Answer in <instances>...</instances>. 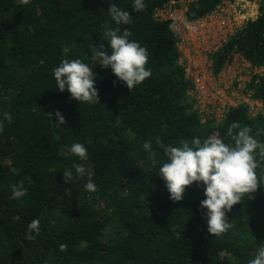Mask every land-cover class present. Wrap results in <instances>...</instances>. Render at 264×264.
I'll use <instances>...</instances> for the list:
<instances>
[{
	"label": "trees",
	"instance_id": "trees-1",
	"mask_svg": "<svg viewBox=\"0 0 264 264\" xmlns=\"http://www.w3.org/2000/svg\"><path fill=\"white\" fill-rule=\"evenodd\" d=\"M168 1L145 0L146 9L135 12L133 0H0V120L12 116L0 133V264H248L264 246V161L256 169L260 187L226 213L233 227L215 237L200 203L205 186L193 183L181 201L171 200L159 176L168 160L155 142L179 146L215 134L231 144L233 122L253 135L264 129V0L257 17L210 56L213 75L233 54L261 70L246 85L261 109L251 115L245 104L232 107L216 124L193 110L170 21L153 17ZM224 1L189 0L184 20ZM110 3L130 12L121 32L129 28V39L149 53L152 76L131 91L98 62L96 46L103 42L110 53L104 33L118 27ZM65 59L93 68L100 103L58 90L53 69ZM256 139L264 143V135ZM149 140L155 155L143 149ZM74 143L87 148L86 161L71 154ZM79 163L90 169L95 192L85 190L87 178L65 184L63 172ZM20 183L27 195L16 199L10 186ZM34 219L39 235L27 239Z\"/></svg>",
	"mask_w": 264,
	"mask_h": 264
},
{
	"label": "clouds",
	"instance_id": "clouds-1",
	"mask_svg": "<svg viewBox=\"0 0 264 264\" xmlns=\"http://www.w3.org/2000/svg\"><path fill=\"white\" fill-rule=\"evenodd\" d=\"M17 3L24 6L30 4L31 0H17ZM146 7L145 0H133V11L141 12ZM108 13L118 27L115 29L107 27L104 33L108 38L110 53L105 49L103 42L96 46L98 62L103 68L110 67L119 81L124 82L131 91L152 76L151 70L147 67L149 53L137 41L129 39L132 35L129 28L121 32V25L132 23L130 12L122 10L115 3H110ZM172 27L175 28V25ZM53 76L58 90L60 92L67 90L71 98L79 103H100L95 87L96 75L87 63L80 59L71 61L65 59L53 69ZM52 115L49 113L48 117L52 119ZM55 116L58 118V125L66 123L59 111L55 112ZM5 121L11 123V114H3V119L0 120V133L4 131ZM226 134L231 137L233 143H225L215 134L203 139L193 137L191 140H182L179 146H165L158 137L155 141L163 149L168 160L159 168V176L166 181L171 200L181 201L186 188L193 183H202L205 186L206 199L200 203L201 208L207 209V230L215 237L223 236L233 227L226 213L240 203L245 195H251L260 187L256 169L261 166L260 162L264 161V143L256 139L257 136L264 135V129L253 135L251 127H241L239 123L233 122ZM143 149L150 155H155L151 140L143 143ZM69 150L80 161L88 159L87 148L81 143L72 144ZM63 175L65 184L72 183L75 179L87 178L85 190L88 192L97 190L90 169L82 163L73 164L72 168L63 172ZM10 187L12 196L16 199L27 195L23 183ZM39 232L40 221L34 219L28 225L26 238L35 239ZM60 250L66 251L67 245L62 244ZM248 264H264V246L256 250L254 258L250 259Z\"/></svg>",
	"mask_w": 264,
	"mask_h": 264
},
{
	"label": "built area",
	"instance_id": "built-area-1",
	"mask_svg": "<svg viewBox=\"0 0 264 264\" xmlns=\"http://www.w3.org/2000/svg\"><path fill=\"white\" fill-rule=\"evenodd\" d=\"M188 2L169 0L154 10L153 17L170 21V28L176 36L178 65L190 83L187 96L192 101L193 110L201 122L210 120L213 124L219 123L230 108L239 105H247L251 114L252 107L260 103L251 99L246 85L251 76L257 74V69L238 54H233L222 71L213 75L210 56L222 48L236 29L257 17L259 0L224 1L206 16L185 21Z\"/></svg>",
	"mask_w": 264,
	"mask_h": 264
},
{
	"label": "rangeland",
	"instance_id": "rangeland-1",
	"mask_svg": "<svg viewBox=\"0 0 264 264\" xmlns=\"http://www.w3.org/2000/svg\"><path fill=\"white\" fill-rule=\"evenodd\" d=\"M259 2H260V1H259ZM259 2H257V5H258V6H259ZM256 71H257V74H259V73L261 72L260 69H257ZM260 106H261V105H255V106H253L252 109H251V114H254L255 112L260 111V109H261Z\"/></svg>",
	"mask_w": 264,
	"mask_h": 264
}]
</instances>
